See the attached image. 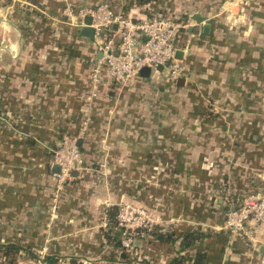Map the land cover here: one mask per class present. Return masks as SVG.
<instances>
[{
  "label": "crops",
  "instance_id": "0c3cea01",
  "mask_svg": "<svg viewBox=\"0 0 264 264\" xmlns=\"http://www.w3.org/2000/svg\"><path fill=\"white\" fill-rule=\"evenodd\" d=\"M103 1L135 22L161 11L186 23L176 38L181 83L104 79L88 98L100 54L62 10ZM64 133L82 169L58 190L53 150ZM257 192L264 0H0V264H171L197 252L201 264H264V225L250 238L223 228L231 204ZM123 202L146 209L159 233L205 237L184 248L180 238L136 239L130 258L108 238L109 211Z\"/></svg>",
  "mask_w": 264,
  "mask_h": 264
},
{
  "label": "built area",
  "instance_id": "2783aa9c",
  "mask_svg": "<svg viewBox=\"0 0 264 264\" xmlns=\"http://www.w3.org/2000/svg\"><path fill=\"white\" fill-rule=\"evenodd\" d=\"M62 13L68 25L78 28L85 26V17H90L89 27L93 30V42L100 55L91 69L89 99L98 96V84L104 79L126 85L139 77L141 69L145 67L149 68L151 75L165 74L171 83L182 76L184 66L176 57V38L185 22L172 19L161 11L135 22L114 9L109 1L91 7L75 8L65 4ZM113 25L116 30H113ZM53 163L58 166L55 179L56 187L60 190L68 181L71 171L82 169V158L74 137L61 134L53 150ZM229 195L226 192L227 198ZM114 219L113 230L120 233L119 252L130 258L135 257L136 239L142 241L149 238L155 227L154 218L146 209L123 202ZM257 225H264V192L245 195L238 205L231 204L223 228L233 236L250 238ZM136 260L139 262L142 259ZM38 263L41 264L40 260Z\"/></svg>",
  "mask_w": 264,
  "mask_h": 264
},
{
  "label": "trees",
  "instance_id": "16d2710c",
  "mask_svg": "<svg viewBox=\"0 0 264 264\" xmlns=\"http://www.w3.org/2000/svg\"><path fill=\"white\" fill-rule=\"evenodd\" d=\"M10 0H7V2H9ZM135 1H139L140 3L143 2H147L149 0H135ZM242 199V197H241ZM240 198H238L239 202L241 201ZM239 202H236V204L234 205H238ZM235 203V202H234ZM228 211V209H227ZM227 211L225 213H227ZM116 210H110V217H113L114 215H116ZM115 217V216H114ZM115 224V219L113 218V220L111 221V226L113 227ZM158 227H154L153 231L150 233V236L155 237L157 241L161 242L162 244H173L177 238H180V247L184 248V247H188L191 246L195 243L201 242L203 240V238L205 237V234L202 232H194V231H187V232H182V233H178L175 234L173 232L167 233V234H162L159 233V231L157 230ZM120 233L118 231H114L113 233H111L110 235H108L109 240L112 242V244L118 246V248H120ZM13 248L15 249V247H11V246H7L3 253V255H8L10 249ZM1 250V248H0ZM8 253V254H7ZM203 253L202 252H197L193 257L191 256H180L179 258H175L171 261V264H184V262L189 261L192 264H201L202 259H203ZM122 258V257H121ZM47 262H50V259H47ZM139 264H148L146 261L141 260L139 261Z\"/></svg>",
  "mask_w": 264,
  "mask_h": 264
},
{
  "label": "water",
  "instance_id": "95a60500",
  "mask_svg": "<svg viewBox=\"0 0 264 264\" xmlns=\"http://www.w3.org/2000/svg\"><path fill=\"white\" fill-rule=\"evenodd\" d=\"M192 19L195 21V22H201L205 19L204 16H201L199 15L198 13H195V15L192 17ZM84 23H85V26L82 27V34L85 35L86 37H89L90 39H93V30L91 27H89L90 25V17L87 16L85 17L84 19ZM208 23H204V28L207 29L208 27ZM178 54L179 52L177 51L176 52V57H178ZM179 58V57H178ZM159 70L161 69V67L158 68ZM140 74L141 75H144V76H148L149 75V68L145 67V68H142L141 71H140ZM182 78L180 77L177 82L178 83H181L182 82Z\"/></svg>",
  "mask_w": 264,
  "mask_h": 264
}]
</instances>
